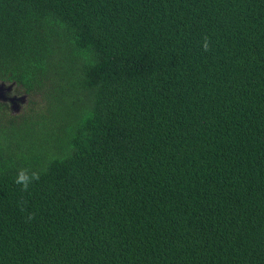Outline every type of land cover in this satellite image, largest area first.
<instances>
[{"label": "trees", "instance_id": "obj_1", "mask_svg": "<svg viewBox=\"0 0 264 264\" xmlns=\"http://www.w3.org/2000/svg\"><path fill=\"white\" fill-rule=\"evenodd\" d=\"M0 83V264H264V0H0Z\"/></svg>", "mask_w": 264, "mask_h": 264}, {"label": "clouds", "instance_id": "obj_2", "mask_svg": "<svg viewBox=\"0 0 264 264\" xmlns=\"http://www.w3.org/2000/svg\"><path fill=\"white\" fill-rule=\"evenodd\" d=\"M203 50L204 51H209L210 50V42L208 37H204V41L202 44ZM39 179V175L35 172H31L29 169L22 168L19 169L17 172V176L15 179V183L18 186H21L23 191H27L29 186L35 181ZM29 220L33 219L32 216L28 217Z\"/></svg>", "mask_w": 264, "mask_h": 264}, {"label": "water", "instance_id": "obj_3", "mask_svg": "<svg viewBox=\"0 0 264 264\" xmlns=\"http://www.w3.org/2000/svg\"><path fill=\"white\" fill-rule=\"evenodd\" d=\"M14 83L11 85H7V83H0V101H8L11 104V111L14 115H17L21 112L22 110V104H25L28 101V95H22V96H17L13 95V97H7L5 93L8 91L10 92L12 90V86Z\"/></svg>", "mask_w": 264, "mask_h": 264}, {"label": "rangeland", "instance_id": "obj_4", "mask_svg": "<svg viewBox=\"0 0 264 264\" xmlns=\"http://www.w3.org/2000/svg\"><path fill=\"white\" fill-rule=\"evenodd\" d=\"M8 91L5 93V95H7ZM13 97V96H12Z\"/></svg>", "mask_w": 264, "mask_h": 264}, {"label": "flooded vegetation", "instance_id": "obj_5", "mask_svg": "<svg viewBox=\"0 0 264 264\" xmlns=\"http://www.w3.org/2000/svg\"><path fill=\"white\" fill-rule=\"evenodd\" d=\"M7 96V95H6ZM8 97V96H7Z\"/></svg>", "mask_w": 264, "mask_h": 264}]
</instances>
